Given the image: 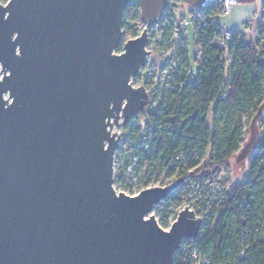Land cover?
<instances>
[{
    "label": "water",
    "instance_id": "1",
    "mask_svg": "<svg viewBox=\"0 0 264 264\" xmlns=\"http://www.w3.org/2000/svg\"><path fill=\"white\" fill-rule=\"evenodd\" d=\"M132 1L144 27L116 54ZM165 6L166 0L0 4V264H171L181 240L197 236L201 221L187 206L167 231L152 215L144 218L181 177L135 196L115 195L111 187V121L124 124L146 104L142 87L128 81L148 52L146 28ZM263 109L264 101L236 162L256 146Z\"/></svg>",
    "mask_w": 264,
    "mask_h": 264
},
{
    "label": "trees",
    "instance_id": "2",
    "mask_svg": "<svg viewBox=\"0 0 264 264\" xmlns=\"http://www.w3.org/2000/svg\"><path fill=\"white\" fill-rule=\"evenodd\" d=\"M142 25L132 1L122 14L123 38L136 35ZM217 29L209 24L205 37L198 38L203 58L195 75L189 52L184 51L191 80L171 93L152 117L156 131L147 166L159 172L177 152L187 158L195 152L190 163H202L193 177L208 186L220 184L223 199L204 205L201 232L193 244L209 264H264V109L256 120V146L236 163L247 164L246 178L233 179L230 171V160L244 144L250 120L264 101V35L255 42H237L235 33L228 47L219 50ZM227 55L232 58L229 67ZM225 79L228 93L223 99L219 92ZM171 264L192 261L187 251L177 250Z\"/></svg>",
    "mask_w": 264,
    "mask_h": 264
},
{
    "label": "built area",
    "instance_id": "3",
    "mask_svg": "<svg viewBox=\"0 0 264 264\" xmlns=\"http://www.w3.org/2000/svg\"><path fill=\"white\" fill-rule=\"evenodd\" d=\"M8 0H0L5 4ZM259 9L254 13L255 36L249 38L248 33L253 29L247 20L240 22L238 28H226L219 19L228 16L238 2L236 0H202L195 6V11L188 10L190 4L183 0H166V6L160 17L146 28V40L144 44V62L136 73L129 78L132 88L141 86L147 95L146 104L140 111L133 114L123 124L119 118L115 125L111 121L110 133L117 135V145L112 156V184L115 195L121 192L127 196H135L140 190L149 187H164L181 177L180 182L165 198L155 203L150 212L144 218L152 217L157 225L165 230L169 229L176 220L178 212L184 206L191 210L195 217L201 221L198 234L201 232L202 222L205 217L204 205L210 201L223 199V191L220 184L208 186L193 177L196 167L201 161L190 163L196 158L193 152L191 158H187L182 151L175 154L168 167L156 172L147 165L151 163L150 155L154 149L153 136L156 124L152 119L154 114L161 109L168 96L181 88L191 80L187 76V67L184 51L188 50L185 30L186 16H192V25L196 40L194 59L196 65L201 63L203 55L198 38L205 37V29L210 25L218 26L216 39L219 50L228 47L235 33L237 42L256 41L264 35V0H257ZM250 26V27H249ZM144 27V25H142ZM232 58L225 56V65L230 66ZM227 88L224 89V86ZM228 93L226 79L221 87L219 96L225 98ZM197 234V235H198ZM194 238L181 240L178 250L187 251L192 264H209L193 244ZM242 253L239 254L241 256Z\"/></svg>",
    "mask_w": 264,
    "mask_h": 264
},
{
    "label": "rangeland",
    "instance_id": "4",
    "mask_svg": "<svg viewBox=\"0 0 264 264\" xmlns=\"http://www.w3.org/2000/svg\"><path fill=\"white\" fill-rule=\"evenodd\" d=\"M255 1H257V0H255ZM247 3H253V2H247ZM1 4H3V3H1ZM237 4H244V3L238 2ZM258 7H260L259 2H258ZM138 10H139V7H138ZM188 10L195 11V6L194 5H190V7H187V11ZM255 12H257V10L256 11L253 10V13L251 14V17L247 19V22H249V25H251V27L253 28L251 30V33L247 32L248 33V37L251 38V39L254 38V36H255V27L253 26V24H255V21H254V13ZM191 20H192V16L190 14H187V16H186L187 25H186V30H185V34L184 35H185V39H186V43H187V47H188L191 70L193 71V74L195 75V72L197 70V65H196L195 61H193V56H194L195 51H196V40H195L194 29H193V25H192V21ZM222 20H223V18H222ZM225 26H226V24H225ZM137 27H138L137 28L138 30H137L136 35L129 36L128 38H134L135 36H137L139 34V32L143 28L142 26H137ZM121 31H122L121 41H120L119 45L117 46V48L113 51V53H116V54L121 53L123 51V43H124L125 39L123 38L122 26H121ZM5 97H6V95H5ZM248 135H249V127H248V134L246 136V140L248 138ZM239 162H241V161H239ZM239 162H236L234 158H232L230 160V165H231L230 171H231V175H232L233 179H237L238 178V175H239L240 170L242 168L241 164L236 165V163H239Z\"/></svg>",
    "mask_w": 264,
    "mask_h": 264
},
{
    "label": "crops",
    "instance_id": "5",
    "mask_svg": "<svg viewBox=\"0 0 264 264\" xmlns=\"http://www.w3.org/2000/svg\"><path fill=\"white\" fill-rule=\"evenodd\" d=\"M258 9V1H253V3L236 4L233 6L230 14L228 16L222 17L223 20L220 18L219 21L226 28H238L240 22L250 18L253 10L258 11ZM247 173L248 166L247 164H243L237 179L239 181L244 180L247 176Z\"/></svg>",
    "mask_w": 264,
    "mask_h": 264
},
{
    "label": "snow or ice",
    "instance_id": "6",
    "mask_svg": "<svg viewBox=\"0 0 264 264\" xmlns=\"http://www.w3.org/2000/svg\"><path fill=\"white\" fill-rule=\"evenodd\" d=\"M165 231H167V229H165Z\"/></svg>",
    "mask_w": 264,
    "mask_h": 264
}]
</instances>
